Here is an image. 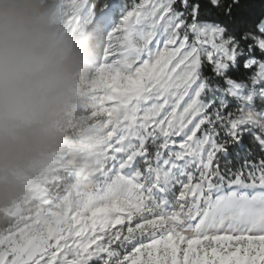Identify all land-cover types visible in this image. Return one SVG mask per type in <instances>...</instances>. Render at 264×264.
<instances>
[{
  "label": "snow or ice",
  "instance_id": "1",
  "mask_svg": "<svg viewBox=\"0 0 264 264\" xmlns=\"http://www.w3.org/2000/svg\"><path fill=\"white\" fill-rule=\"evenodd\" d=\"M50 4L93 63L0 264H264V0Z\"/></svg>",
  "mask_w": 264,
  "mask_h": 264
},
{
  "label": "clouds",
  "instance_id": "2",
  "mask_svg": "<svg viewBox=\"0 0 264 264\" xmlns=\"http://www.w3.org/2000/svg\"><path fill=\"white\" fill-rule=\"evenodd\" d=\"M92 63L50 0H0V204L58 162Z\"/></svg>",
  "mask_w": 264,
  "mask_h": 264
}]
</instances>
